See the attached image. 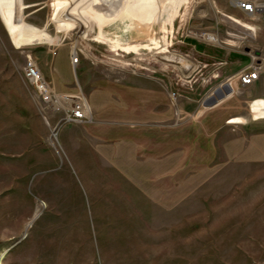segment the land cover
<instances>
[{
	"label": "rangeland",
	"instance_id": "obj_1",
	"mask_svg": "<svg viewBox=\"0 0 264 264\" xmlns=\"http://www.w3.org/2000/svg\"><path fill=\"white\" fill-rule=\"evenodd\" d=\"M235 1L145 0L151 30L137 22L114 51L95 35L119 0H83L69 30L63 0H0V264H264V140L245 155L264 135L250 111L251 86H264V0L254 18ZM61 50L70 84L43 76L49 103L25 70L32 59L49 75ZM250 67L262 78L233 88ZM152 90L169 118L136 121L127 104ZM69 96L90 107L84 122L65 121ZM224 107L216 128L209 114ZM236 116L247 122L227 124Z\"/></svg>",
	"mask_w": 264,
	"mask_h": 264
},
{
	"label": "crops",
	"instance_id": "obj_2",
	"mask_svg": "<svg viewBox=\"0 0 264 264\" xmlns=\"http://www.w3.org/2000/svg\"><path fill=\"white\" fill-rule=\"evenodd\" d=\"M74 49V47H73ZM60 53L63 55L61 56ZM60 53L56 58L53 60V69L51 70L50 74L48 75L47 72L44 71V77L48 79L49 83L57 90L61 91L63 89H67L70 84H64L60 82V75L61 73L64 74L65 78L67 77L69 79V67L67 63H65V59L67 58V52L66 50H61ZM64 65V66H63ZM43 71V70H42ZM42 73V72H41ZM46 75V76H45ZM262 74H260V77L262 78ZM261 81V80H260ZM259 81V83L254 84L251 86V100H254L253 103H251L250 106V111L253 115L254 120H264V86H262V83ZM234 82L236 80L232 81L231 86L234 88ZM236 90L233 89V93H235ZM150 96H152V101L149 103H138L135 102L134 104H127V107L129 110H132L135 114L136 121H147V120H156V121H161V120H166L169 117L165 116L160 113V105L158 102H155L154 100H157L160 98V92L159 91H154L152 90ZM239 100L238 97H234L232 101ZM106 102V97H104L103 100H99V102ZM97 102V103H99ZM119 106H123V104H119ZM182 111H186L185 107H182ZM229 113L228 108H217L215 109L212 113L209 114V118L214 122V126L218 128V126H221L224 120V117L227 116ZM201 112L197 114V116H200ZM233 120V121H230ZM227 124H245L247 120L243 117L236 116L232 117ZM216 130V129H215ZM264 140V135L256 136L255 138L251 139L249 138L248 140V146L245 151L246 156L251 155V150L257 149V144H259L261 141ZM126 144V143H125ZM132 142H128V144L125 145V147L121 150H118V155L119 156H127L129 149L131 147ZM237 145V144H235ZM169 147V152L175 150L176 144L168 143ZM232 146L226 147V151H228ZM167 152V153H169ZM172 160V159H171ZM165 165V164H164Z\"/></svg>",
	"mask_w": 264,
	"mask_h": 264
},
{
	"label": "bare ground",
	"instance_id": "obj_3",
	"mask_svg": "<svg viewBox=\"0 0 264 264\" xmlns=\"http://www.w3.org/2000/svg\"><path fill=\"white\" fill-rule=\"evenodd\" d=\"M63 1L66 3L61 8L58 19L61 22H63L64 24H66L68 27V30H69V29L73 28L74 23L79 18L78 10H82L81 8L83 5V0H63ZM146 3L147 2H145V0H119L118 5H116L115 9L110 12L109 17L106 21H102V20L99 21L98 20L99 21L98 33H96V35H95L96 37L94 36L96 41L102 42V41H106V39H110L114 44V51H116L118 48H121L120 46H121L122 37L129 35L131 32H133L135 29H137L136 28L137 22L139 24H143V26L148 25V28H149V26H152L154 14H152L151 11H154V10H149ZM120 4L124 5V9H125L124 14H123L124 18L123 17H120V18L116 17L117 8ZM158 13L160 14V12H158ZM138 14L139 15L142 14L143 15L142 18L139 17ZM155 18H156V15H155ZM109 21H111L115 25V28L113 30H116L118 32L114 31L115 32L114 34H112V33L107 34L106 32H104V30L106 28L105 23L109 22ZM16 27H17V29L22 28L21 23H18L16 25ZM140 28H141V26H140ZM149 29L151 30V28H149ZM85 39H87V38H84V40ZM209 39L212 41L216 40L214 36H210ZM151 42L153 43L155 41L153 39H151ZM75 48L76 47H74V49ZM74 49H73V52L76 53V51ZM122 49L125 53L138 51L136 46H131V45L124 47ZM151 49H152V47H151ZM173 97L175 98V96H173ZM64 100L67 101L68 103H73L76 101L84 107V109L88 115L91 113L90 107L88 106L87 102L85 100L79 98V97L69 96L68 98H65ZM230 121H232V120H230Z\"/></svg>",
	"mask_w": 264,
	"mask_h": 264
},
{
	"label": "built area",
	"instance_id": "obj_4",
	"mask_svg": "<svg viewBox=\"0 0 264 264\" xmlns=\"http://www.w3.org/2000/svg\"><path fill=\"white\" fill-rule=\"evenodd\" d=\"M235 4L239 10L250 15L252 18L256 17L261 12V7L257 3V0H236ZM70 58L73 65H76L79 62V56L77 52L72 53ZM25 71L27 77L44 97V100L49 103H54L52 97L55 93L52 88L46 83L42 73L32 59L28 61ZM259 76L260 68L250 67L248 69L241 70L235 77V80L238 81L241 86L246 87L253 85L259 79ZM88 118V114L85 111L84 107L81 104L75 102L73 103L71 110L67 114L65 121L70 123L84 122Z\"/></svg>",
	"mask_w": 264,
	"mask_h": 264
}]
</instances>
